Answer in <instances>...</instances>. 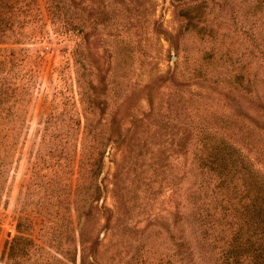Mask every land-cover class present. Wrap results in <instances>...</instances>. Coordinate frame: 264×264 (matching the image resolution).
Listing matches in <instances>:
<instances>
[{"label":"rangeland","instance_id":"374dc122","mask_svg":"<svg viewBox=\"0 0 264 264\" xmlns=\"http://www.w3.org/2000/svg\"><path fill=\"white\" fill-rule=\"evenodd\" d=\"M244 3L35 0L34 20L0 43L27 90L0 195V264L17 233L32 243L18 240L14 264L188 263L177 240L196 238L197 133L222 111L197 80L230 76L228 47L264 76L239 30L253 18Z\"/></svg>","mask_w":264,"mask_h":264},{"label":"trees","instance_id":"16d2710c","mask_svg":"<svg viewBox=\"0 0 264 264\" xmlns=\"http://www.w3.org/2000/svg\"><path fill=\"white\" fill-rule=\"evenodd\" d=\"M243 1L252 8L253 18L238 19L239 30L263 63L264 0ZM34 7L35 0H0V43L34 20ZM231 51L226 49L222 61L239 62L229 69L230 76L223 80L203 72L197 80L200 88H209L203 89L205 94H210L222 111L203 119L197 133L198 151L192 166L202 175L204 192L200 189L202 203L188 199L191 236L196 238L177 240V246H187V264H264V76L250 72L251 54L250 60L242 61L244 51L235 56ZM210 56L207 71H214L212 67L217 66ZM18 60L15 52L0 46V195L16 136L25 122L27 90L15 71ZM87 95L93 106L99 103H94L91 93ZM114 128L112 132L117 130ZM99 187L96 184V193ZM17 229L21 231L19 224ZM23 239L32 243L31 238L17 233L8 243L4 264L26 256L24 243L17 245Z\"/></svg>","mask_w":264,"mask_h":264}]
</instances>
